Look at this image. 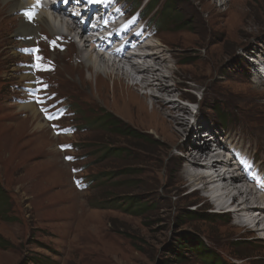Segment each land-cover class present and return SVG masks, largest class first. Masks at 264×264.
<instances>
[{"label": "rangeland", "instance_id": "obj_1", "mask_svg": "<svg viewBox=\"0 0 264 264\" xmlns=\"http://www.w3.org/2000/svg\"><path fill=\"white\" fill-rule=\"evenodd\" d=\"M123 1L128 7L142 9L149 0ZM174 3L177 17L167 26L158 25L157 15H150L149 8L146 18L160 30L157 38L151 39L154 44L171 48L181 61L177 68L171 65L174 75L170 78L180 85L173 95L189 93L191 105L177 97L173 100L191 112L195 109L194 115L186 113V120L195 125L181 142L190 147L189 132L199 137L196 130L200 124L202 136L213 124L209 115L217 133L227 117L226 129L247 118L256 127L250 131L236 128L239 134L232 133L229 143L243 149L264 170V86H255L257 71L252 61L257 51L264 53V0ZM18 24H0V186L5 192L0 195V264H202L193 253L186 255L183 240L190 237L216 250L226 264H264V237L251 225L256 219L244 221V226L240 215L218 206L210 193L201 190L202 184L180 188L178 182L169 181L167 171L177 167L172 154L183 163L185 156L182 151L163 149L162 141H170L171 135L163 131L168 128L152 109L151 100L146 104L133 96L131 102L119 97L117 91H126L129 83L96 77L91 68L86 69L76 45L73 55L68 50L56 54L57 59L48 56L59 65L51 79L54 90L73 112L60 124L75 127L77 134L55 137L47 123L39 129L40 115L35 120L21 109L26 105L14 99L19 97L15 87L23 76L18 63L30 62L18 52ZM167 50L171 55L172 50ZM217 100L239 106V114L231 118L226 107L217 106ZM157 107L164 110L166 105L159 102ZM99 110L112 114L137 138L123 139L101 130ZM156 126L161 127L160 134L153 131ZM65 143L81 148L63 154L58 145ZM111 148L127 153L108 158ZM102 150L105 153L101 154ZM66 155L80 160L67 163ZM242 162L250 170L246 156ZM80 167L86 168L80 176H97V184L92 183L87 191L78 190L72 181V169ZM238 183L247 189L243 181ZM237 201L238 205L242 202ZM225 202L227 207L233 203L230 199ZM188 212L197 215L188 216ZM211 215L222 219L210 223L206 216ZM239 238L252 242L248 252L236 255L230 245Z\"/></svg>", "mask_w": 264, "mask_h": 264}, {"label": "bare ground", "instance_id": "obj_2", "mask_svg": "<svg viewBox=\"0 0 264 264\" xmlns=\"http://www.w3.org/2000/svg\"><path fill=\"white\" fill-rule=\"evenodd\" d=\"M26 12H31L33 14V18L29 19V17L25 15ZM6 14H10L11 16L6 17ZM83 16L87 18L86 24L77 21L75 17H72L67 11L63 9H59L58 13H51L41 7H35L32 1L0 0V24L5 23L8 25L12 21H18L19 23L18 27L15 29V41L19 42V49H39L38 55L40 57L44 58L46 53H49L52 56L54 52L52 50L53 46L57 44L61 38L65 37L62 36V34L57 33L56 28L61 29L60 26H63L68 32L66 35L68 39L72 40L79 49L76 53L85 61V65H87L86 69L89 70V68H91V70L96 73L95 76L99 78L105 76L106 78L111 79L113 77L118 81V83H129L126 91H117L119 97L128 100L129 102H131L134 97L138 100L141 99L146 104L148 99L151 100L152 109H155L156 112L158 111L157 113H159V116L163 118L164 122L166 123L165 127L168 128L163 129V131L169 132L171 135V138L169 139L170 141L162 139L164 146L163 149L166 152H168L169 148L175 149L176 151H182L185 156V162L183 163L176 153L172 154L171 160L177 167H170V170L167 171L166 176L168 180L172 182H178L180 184V188L185 187L186 184H202L203 186L201 187V190L210 193L211 197L215 200L218 206H223V209H230V212L231 209L236 208L233 213L235 215L239 214L241 216L239 220L240 224L246 226L247 224H244V221L248 222L251 218L256 219L253 222L254 224L251 225H253L254 228L258 227L260 235L264 237V208L257 210L258 212L262 213L263 217H256L258 212L253 209L254 206L251 203V201L254 204L261 202V198L256 196L257 193L254 194L251 189L243 190L242 186H240L238 183L241 180L244 182H249L254 186H258V182H255V180L258 179L259 183H261L262 177H255L254 174H250L249 170L244 167L242 162L244 158L243 149L233 146V143H229V138H231L232 133L239 134L236 128L240 127L245 131H250L256 126L250 122L249 119L245 118L243 122H233L231 126L226 129V131L220 129L217 133V125L214 122V119L209 115L208 119L210 122H213V124H209L206 127L207 131L203 133L202 136L199 134L202 130V126H200L202 124L197 125L196 131L198 132L199 137L194 138L189 132L188 143L191 146L186 147L185 142H181V139H183V135L186 134L187 131H190L193 124L191 121L186 120V113L189 112V115H194L195 109L194 112H191L187 106H182L173 100L174 97H177L178 99L186 97L189 99L187 95L189 93H183L179 97L173 95L175 90L179 88L180 85L177 81L173 80L172 77L170 78L172 74L174 75V73L170 72L171 70H174L171 65L177 68L181 62L179 59L174 57L173 50L167 47L164 48L161 43L149 44L147 49L150 50V53L149 55L147 54L148 58H146L142 64H136L133 62V58H126V61L121 62L117 59H107L89 50L84 53L83 51H85L89 46L88 44L90 41L88 40L87 35L88 31L91 30L92 24L94 23L95 16L88 17L86 14H83ZM121 17H125L126 19L128 18L125 13H121L116 16V18ZM131 24L132 23H129V25ZM123 30L128 31L127 28ZM139 37L140 33L132 32L131 42L138 40ZM129 44L130 42L128 43V46ZM68 48L69 53L73 55V45L69 43ZM167 49L172 50L171 55H168ZM164 53L167 55V57L164 55ZM256 56L264 65V53L257 51ZM54 59H57V56L54 55ZM37 64L39 63H36L35 68L30 69L29 75H27L25 78L22 76L21 79H27L31 82L37 81L40 77V69L37 68ZM127 64H130V66ZM167 64L169 66H163ZM46 77L55 79L56 76L53 74H48ZM140 78L142 79L141 81H139ZM256 79L258 85L253 84L251 81L250 82L256 87H263V77L257 74ZM136 80L139 82H136ZM173 81H175L174 84H171ZM31 87L32 90L27 88L28 94L24 98L26 102H28L33 97V95L36 97V100H40L41 98L39 93L34 92V87L32 85ZM131 90L144 91L146 95L143 93V95L139 96L137 93H134ZM158 92L162 94L159 95ZM60 102L61 99L54 101V103ZM159 102L162 105H166L164 110H160V107H157ZM222 102H225V100H217L216 104L217 106L222 105L226 107V111L229 113L231 118H235V114H239L240 111L237 109H240L239 106H232ZM21 109L27 110L30 114H32L34 119L37 120L39 112L38 108L34 104L26 105ZM40 117L42 121L39 122L38 128L44 129L46 122L42 116ZM48 128L50 131H52L51 124L48 126ZM160 128V126H156L153 131L160 134ZM206 133H210V135ZM223 133L226 134V136L222 138ZM203 138L204 143H202ZM223 139H225L223 142L224 144L221 142ZM227 141H229V146H233L236 155L239 157V163L237 165L240 167L241 174L238 173L229 176L227 172L218 170V164H222L223 167H226V165L224 160L218 158L214 148L227 151ZM201 162L204 164H201ZM173 169L176 170L173 171ZM244 170L246 172L245 174ZM226 199H230V201L234 202L236 200L237 203V200L239 199L242 200V202L237 206H235V203L233 204L230 202L229 206L227 207L226 205L228 203L225 202Z\"/></svg>", "mask_w": 264, "mask_h": 264}, {"label": "trees", "instance_id": "obj_3", "mask_svg": "<svg viewBox=\"0 0 264 264\" xmlns=\"http://www.w3.org/2000/svg\"><path fill=\"white\" fill-rule=\"evenodd\" d=\"M160 6V2L158 1L154 9L152 11H155ZM163 7V8H162ZM160 10L158 11V14L161 15V18L158 17L159 25H166L169 20L175 19L177 16L174 14V7L175 3L174 0H166L164 3V6L162 5ZM227 115V114H226ZM228 116V115H227ZM222 117V116H221ZM226 119V118H225ZM228 119V117H227ZM227 119L225 122H221V125H225L227 122ZM98 126L101 130L107 131L111 135H116L118 137H122L123 139H135L137 136L133 137L132 132L127 128L125 125H122V122L116 119L112 114L107 113L106 111L99 110L98 115ZM112 144L109 146L111 147ZM105 153L103 150L101 151V154ZM127 152L124 150H116V149H109L107 152L106 157L110 158H116V157H122ZM93 178V177H92ZM97 176L92 179L94 183H97L96 180ZM0 195L5 196L4 190L0 186ZM4 202H7V198L3 199ZM138 207V206H136ZM188 216H191L192 214L197 215L195 213L188 212ZM222 219V216L217 215H211L206 216V221L210 223H215L217 221H220ZM195 239V240H194ZM252 241H242L241 238H239L235 243L230 245V248L235 251L236 253H245L248 252V248L250 247ZM2 244V243H0ZM187 245V246H186ZM3 246H1L2 248ZM183 247L186 250V255L190 256L191 253L197 258L201 260L202 264H226L225 261L220 258V256L216 253V250H212L209 245L206 246V243H204L199 238H186V240H183ZM189 247V248H188ZM190 247H192V250H190ZM238 255V254H236ZM237 260V259H235Z\"/></svg>", "mask_w": 264, "mask_h": 264}, {"label": "snow or ice", "instance_id": "obj_4", "mask_svg": "<svg viewBox=\"0 0 264 264\" xmlns=\"http://www.w3.org/2000/svg\"><path fill=\"white\" fill-rule=\"evenodd\" d=\"M93 2H95V0H93ZM25 15L28 16L29 19H32V18H33V14H32L31 12H26ZM53 43H54V42H53ZM35 51L38 53V52H39V49H36ZM36 59H37V61H39V60L42 59V57L37 56ZM40 67H41V66H40L39 64H37V68L40 69ZM42 70H46V69H42ZM45 87H47V86H45ZM37 102H38V103H43V101H42V100H39V99L37 100ZM42 111L45 113L47 119H49V120H56V119H59V116H58V115H53L52 113H50V112L48 111L47 108H43ZM52 126H53V128H56V127H57V125H55V124L52 125ZM62 147L67 148V147H70V146H62ZM66 159H68V160H72L73 157H66Z\"/></svg>", "mask_w": 264, "mask_h": 264}]
</instances>
